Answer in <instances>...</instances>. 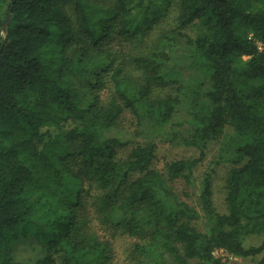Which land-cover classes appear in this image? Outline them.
<instances>
[{
  "label": "trees",
  "instance_id": "16d2710c",
  "mask_svg": "<svg viewBox=\"0 0 264 264\" xmlns=\"http://www.w3.org/2000/svg\"><path fill=\"white\" fill-rule=\"evenodd\" d=\"M162 134L196 155L158 170ZM116 235L122 264H264V0H0V264H118Z\"/></svg>",
  "mask_w": 264,
  "mask_h": 264
},
{
  "label": "rangeland",
  "instance_id": "374dc122",
  "mask_svg": "<svg viewBox=\"0 0 264 264\" xmlns=\"http://www.w3.org/2000/svg\"><path fill=\"white\" fill-rule=\"evenodd\" d=\"M162 20L163 18L159 21ZM194 30L195 27L188 28L186 29V34L192 35L194 34ZM178 53H181L179 49L176 50V54ZM183 63L184 62L180 61L179 65ZM179 65H176L175 69H179ZM136 132L137 128L134 117L127 111L121 115L117 125L111 130V134L123 139L128 143V145L141 142L142 138L139 135H136ZM167 136V134H162L154 139V143L156 145L154 167L158 170L162 169L164 163L171 159L179 157H193L196 155L195 149L183 145L179 140L169 141ZM218 147L219 144L217 142H210L208 144L206 154L202 161L195 167L193 175L197 178V180L204 175H208L210 177L215 208L217 211H221L224 208L223 176L226 170V165L224 163L216 164L214 162L217 158ZM125 153L126 150L124 149L120 152L121 155H124ZM173 188L177 191L180 198L189 203H193L195 196L192 192L195 191V187H191L184 184L182 181L177 180L173 183ZM262 236L263 233L248 235L244 238V244H257ZM112 242L115 246L114 249H116V256L113 261L115 263L122 264V262L125 261L127 249L129 247L128 245L131 243V239L123 235H116L114 239H112ZM213 255L221 258V260H223L226 264H254L260 258V255L245 258L236 257L227 254L223 250H216L213 252ZM191 263L198 264L196 260H192Z\"/></svg>",
  "mask_w": 264,
  "mask_h": 264
}]
</instances>
